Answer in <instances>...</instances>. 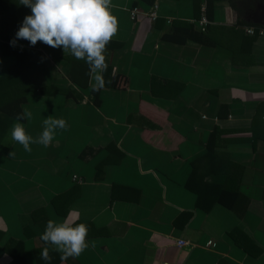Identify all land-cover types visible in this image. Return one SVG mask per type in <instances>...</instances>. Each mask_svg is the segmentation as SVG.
I'll return each mask as SVG.
<instances>
[{"label":"crops","instance_id":"1","mask_svg":"<svg viewBox=\"0 0 264 264\" xmlns=\"http://www.w3.org/2000/svg\"><path fill=\"white\" fill-rule=\"evenodd\" d=\"M112 4L117 32L99 91L88 65L62 49L40 46V57L24 60L34 87L23 105L32 119L20 121L26 132L37 137L49 116L68 128L27 153L11 137L15 119L0 117V149L9 141L15 153L6 155L12 165L0 164V264L13 260L10 240L22 243L26 264H61L51 245L52 260L40 259L50 219L86 224L95 242L66 264H264V36L246 32L264 29V0L239 10L217 2L205 42L184 44L162 36L175 22L194 24L202 0ZM19 11L21 22L31 14ZM17 62L1 56L0 76ZM215 129L225 144L212 159ZM196 171L206 175L197 186L225 180L240 193L236 208L199 207L197 186H187ZM217 191L203 192L204 202Z\"/></svg>","mask_w":264,"mask_h":264},{"label":"clouds","instance_id":"2","mask_svg":"<svg viewBox=\"0 0 264 264\" xmlns=\"http://www.w3.org/2000/svg\"><path fill=\"white\" fill-rule=\"evenodd\" d=\"M19 4L30 8L31 14L24 17L10 46L16 47L17 41L25 40L30 46L42 42L53 49H62L64 54L70 53L88 65L95 80V91L105 86L102 74L109 66L107 45L117 32V19L111 11L115 7L112 0H19ZM21 109L15 115L11 137L27 153L32 152L33 144L50 146L57 130L68 128L66 120L49 116L43 119V131L34 138L20 122L31 120L33 114L23 105ZM14 155V152L10 153V157ZM89 231L86 224L71 219L59 223L48 220L41 236L45 247L40 259L52 260L49 245L53 251L61 253V264H66L69 258L79 257L90 245L95 247L94 241L87 240Z\"/></svg>","mask_w":264,"mask_h":264},{"label":"trees","instance_id":"3","mask_svg":"<svg viewBox=\"0 0 264 264\" xmlns=\"http://www.w3.org/2000/svg\"><path fill=\"white\" fill-rule=\"evenodd\" d=\"M220 1H227L236 10H239V7L243 4L252 5L254 3V0H206L207 16L210 20H212L215 4ZM20 8L21 5L19 4V0H0V57L6 55L17 56L18 58L17 64L10 67L5 75L0 76V117H6L7 119H15L16 113L22 110L21 106L27 103L28 93L34 90L30 78H28L25 73V68L28 63H25L24 60L27 58L29 59V55L33 54H36L38 55L37 57H40L39 47L45 46V44L42 42H37L35 46L30 47L29 42L23 40L18 41L20 43H27L26 48L17 50L21 52H17L13 49L14 47L10 46V41L15 37V33L18 31V28L22 23L20 20ZM28 9L30 8H27V10ZM203 34L204 33L197 31L195 24L175 22L169 31L162 36V38L167 42L178 44H184L188 40L204 43L205 40ZM62 92H64L67 96H72V93L66 91H60L56 89L47 90L46 88L41 89L42 94H57ZM2 125V122H0V127L3 128ZM222 134L223 131L220 129H215L208 141V155H210L212 159L215 153V147L223 146L225 144L224 140H222V142H215V140L219 139ZM201 173L199 176L196 171V174L191 176L187 184L189 188L195 190V186H197L199 181H196L195 178H198V176L202 177V181H204L206 175L203 171ZM216 190H219L217 191V199H207L206 202H204L202 193L205 192V194L209 195ZM197 192L199 197L198 206H202L208 211L210 210V205L212 206L214 204H223L228 208L235 209L240 199L243 198L240 193L233 190L231 191L229 188H227L225 180H223L222 185L219 184L218 180L213 182V184L204 183L202 186H197ZM212 195L215 196L216 193ZM245 239L248 241V243H251L247 237ZM11 245H13V247ZM6 250L13 258L10 264H26L22 243L15 240H10L6 246Z\"/></svg>","mask_w":264,"mask_h":264},{"label":"built area","instance_id":"4","mask_svg":"<svg viewBox=\"0 0 264 264\" xmlns=\"http://www.w3.org/2000/svg\"><path fill=\"white\" fill-rule=\"evenodd\" d=\"M202 15L199 19L195 20L194 21V24H195V27L198 31H200L201 33H206L209 26L212 24L211 23V20L208 18L207 16V6H206V0H202ZM138 10L137 9H134L133 12H132V18L135 19L137 17V14H138ZM157 18V13L154 12L151 14V19H156ZM169 23H171L169 21ZM246 32L248 33V35H251V36H264V29H260V30H257L255 28H251V27H246ZM178 245L180 247H184L187 245L186 242L184 241H180L178 242ZM208 247H211V248H215L216 247V243L215 242H209L208 243Z\"/></svg>","mask_w":264,"mask_h":264},{"label":"rangeland","instance_id":"5","mask_svg":"<svg viewBox=\"0 0 264 264\" xmlns=\"http://www.w3.org/2000/svg\"><path fill=\"white\" fill-rule=\"evenodd\" d=\"M8 140H11V139H8ZM8 145H9V141H7L4 148L1 147V149H0V164L5 165L6 167L9 166V164H11L10 162H8V158L6 156V155H8V157L10 156V154H8L6 149H5L6 147H8Z\"/></svg>","mask_w":264,"mask_h":264}]
</instances>
